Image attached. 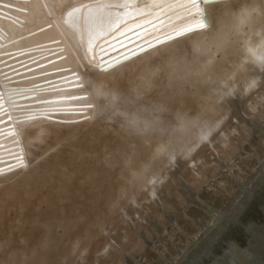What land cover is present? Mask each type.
Returning <instances> with one entry per match:
<instances>
[{"label":"bare ground","instance_id":"6f19581e","mask_svg":"<svg viewBox=\"0 0 264 264\" xmlns=\"http://www.w3.org/2000/svg\"><path fill=\"white\" fill-rule=\"evenodd\" d=\"M193 3L0 0V264H263L264 0Z\"/></svg>","mask_w":264,"mask_h":264},{"label":"rangeland","instance_id":"374dc122","mask_svg":"<svg viewBox=\"0 0 264 264\" xmlns=\"http://www.w3.org/2000/svg\"><path fill=\"white\" fill-rule=\"evenodd\" d=\"M259 193V192H258ZM261 194L260 196H258V203L260 205V207L262 208V210H264V187L263 189H261L260 193ZM263 194V195H262ZM263 201V202H262ZM250 210V211H249ZM254 210L252 207H250V209H248L245 214H243L242 216H244V218L248 219L249 217L252 219L251 216H254L256 213L255 212H252ZM255 211V210H254ZM261 215V216H259ZM257 218H260V217H263V214L262 213H259L256 215ZM255 216V217H256ZM248 217V218H247ZM261 218V219H263ZM243 219V218H242ZM241 219V220H242ZM254 219V218H253ZM240 220V219H239ZM241 222V221H240ZM240 222H236L233 226L230 227L229 229V236H230V239L231 237L234 238V242H236L235 245H239L240 246H244L245 243H248L251 239H250V236L248 238V232L246 233L245 231H242L244 229V226L240 223ZM241 227V228H240ZM243 227V228H242ZM246 234V236H245ZM223 235H220L219 237L216 238V242H215V246L212 247V249H210L208 252H206L205 254H203V257H201L199 259V262L197 264H218V262H221L219 261V258L220 260H223L224 258L226 259V256L230 253H228V250L226 247H224V245H222V243H224V239L223 237H221ZM245 239H244V238ZM238 238V239H237ZM239 240V241H238ZM233 242V243H234ZM225 248V250H223ZM227 250V251H226ZM216 252V253H215ZM223 252V253H222ZM220 254V255H219ZM216 255V256H215ZM219 255V256H218ZM211 256V257H210ZM213 258V259H212ZM213 260V261H212ZM204 261V262H203ZM264 264V262H263Z\"/></svg>","mask_w":264,"mask_h":264},{"label":"snow or ice","instance_id":"6c2138e0","mask_svg":"<svg viewBox=\"0 0 264 264\" xmlns=\"http://www.w3.org/2000/svg\"><path fill=\"white\" fill-rule=\"evenodd\" d=\"M215 2V0H199V3H193V7H197L198 9H201V18L198 20H195L194 24L188 28H185L184 31L188 32V31H192L196 28H205L208 25V14H209V9L206 7V5L208 3H212ZM261 48L264 49V43H261ZM247 53L249 54L250 57H255L256 53L253 49V47H248L246 49ZM259 64L262 68H264V54L259 56ZM236 84L239 83V81L235 82ZM247 88L250 90L252 88H255L256 85V81L254 79L252 80H247L245 81Z\"/></svg>","mask_w":264,"mask_h":264},{"label":"water","instance_id":"95a60500","mask_svg":"<svg viewBox=\"0 0 264 264\" xmlns=\"http://www.w3.org/2000/svg\"><path fill=\"white\" fill-rule=\"evenodd\" d=\"M239 214V213H238Z\"/></svg>","mask_w":264,"mask_h":264}]
</instances>
